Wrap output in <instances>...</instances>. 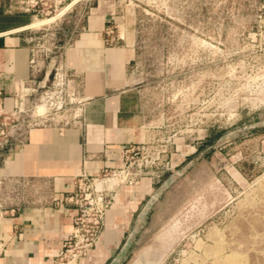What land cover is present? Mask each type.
I'll return each instance as SVG.
<instances>
[{"label": "rangeland", "instance_id": "1", "mask_svg": "<svg viewBox=\"0 0 264 264\" xmlns=\"http://www.w3.org/2000/svg\"><path fill=\"white\" fill-rule=\"evenodd\" d=\"M67 1L44 0L47 9L36 20L55 18L35 29L50 33L46 46L60 47L55 55L62 60L59 32L70 37L98 1L111 5L105 42L136 48L134 81L146 124L141 150L125 166L120 157L87 191H99L83 201L87 223L99 220L96 231L82 230L56 261L95 264L96 254L101 264L111 250L105 264H264V0H77L87 5L80 12ZM20 96L23 112L5 126L19 129L0 153L19 144L46 104L36 94ZM40 186L7 179L0 204L45 201ZM125 187L145 198L134 216L120 217L128 222L122 232L106 217L122 206Z\"/></svg>", "mask_w": 264, "mask_h": 264}, {"label": "crops", "instance_id": "2", "mask_svg": "<svg viewBox=\"0 0 264 264\" xmlns=\"http://www.w3.org/2000/svg\"><path fill=\"white\" fill-rule=\"evenodd\" d=\"M18 1L0 0V87L8 110L22 85L31 81L42 85L51 74L48 59L36 71L31 66L32 38L37 34L31 24L37 18L20 10ZM86 6L77 0L66 2V8L77 12ZM110 8L106 1H98L76 21L70 37L64 29L59 32L62 60L78 88L79 103L73 108L78 116L54 114L48 124L32 127L22 144L0 153L3 173L43 183L37 188L49 195L45 201L21 203L0 218V240L4 241L0 264H54L79 215L77 206L63 202L75 191L76 180L90 181L119 166L123 147L144 142L146 113L133 71L136 48L122 42L106 45L104 29L113 18ZM126 188L122 206L110 209L106 217V224L111 219L122 232L128 225L121 224L120 217L126 212L134 216L145 198L144 191ZM108 251L101 264L115 254ZM97 256L92 260L95 264ZM83 261L87 264L89 259Z\"/></svg>", "mask_w": 264, "mask_h": 264}, {"label": "built area", "instance_id": "3", "mask_svg": "<svg viewBox=\"0 0 264 264\" xmlns=\"http://www.w3.org/2000/svg\"><path fill=\"white\" fill-rule=\"evenodd\" d=\"M44 0H19L18 1V8L26 13H31L36 18L39 17L40 14L44 13V11L47 9L45 6L46 3L43 2ZM60 3V1H59ZM110 20V19H109ZM112 32V31H111ZM49 32H46L45 29H38L37 34L32 38V52H31V66L36 71L39 66L46 61V59L49 60V65L51 67V73H53V80L48 81L47 83H44L41 85V83H34L31 81L30 84L27 86L22 85L20 88V91L17 93L14 99V105L12 107V110H8L5 108V95L3 89L0 87V150H3L10 142V138L13 136L12 133H14L17 129V125L9 131L6 132L5 126L7 125V119L10 118V116L15 115L17 112L19 113V116L23 112L21 106L18 107V96H20L21 91L23 90L24 95L20 96V100L23 101L24 97H27L25 101H29V97L33 95H39L38 102L46 103L48 111L45 113H38L37 117L38 121L34 124L28 125V129L23 134V137L18 140L19 144H22L26 138V135L28 131L35 126L38 125H45L48 124L50 121H53L54 114H56L58 117L63 116L62 113L66 112L68 109L74 110V116L77 117V110L73 109L78 103V88L77 84L75 83V77L74 75L67 69L65 66L63 60L56 58V49L58 50L60 47H58L55 43L52 42V44L46 43L51 39ZM60 57H62V54H60ZM76 84V85H75ZM23 104V102H21ZM70 107V108H69ZM17 109V111H15ZM64 111V112H63ZM139 146H126L123 147L120 157L122 160V165L125 166L127 164V161L130 158H133V155L135 153H138L140 151ZM0 161H1V154H0ZM1 166V165H0ZM7 179L17 181L18 179H23L27 181H31L30 179H25L19 176H13L5 174L1 171L0 167V183L6 181ZM96 178H92L90 181H83L81 179L76 180V189L77 191L72 192L67 197L63 199V202L67 203H73L77 205L79 208V215L75 219V229L74 231L66 238V240L63 243L61 251L58 253L57 257H61V254H64L66 256V252L72 251V242L73 240H76L79 236V233L82 230L86 231H96L95 228L98 227L99 220L94 221V224L89 225L87 223L85 217L88 213V210L84 208L83 201L86 200H93V194L94 198L97 196L98 190L95 189V191L87 192L89 189L92 188L91 184L95 183ZM56 200V199H54ZM56 201H62V200H56ZM29 202V201H27ZM20 205L16 204L13 207L6 208L3 205L0 204V218L4 217L8 211H15L16 208ZM89 222V221H88ZM87 227V228H86ZM4 249V241L0 240V254L3 252ZM62 258V257H61ZM63 259V258H62ZM58 261L55 260L54 264H57ZM59 264V263H58Z\"/></svg>", "mask_w": 264, "mask_h": 264}, {"label": "bare ground", "instance_id": "4", "mask_svg": "<svg viewBox=\"0 0 264 264\" xmlns=\"http://www.w3.org/2000/svg\"><path fill=\"white\" fill-rule=\"evenodd\" d=\"M54 18H55V16H53V17H50V18H45V19H38V20H35L32 24H31V26L32 27H38V26H41V25H44V24H46V23H48V22H50V21H52V20H54ZM46 105V104H45ZM45 105H39V107H38V111L40 112V113H42L44 110H45ZM44 113V112H43ZM100 184V183H99ZM101 185V184H100ZM99 185V186H100ZM98 186V187H99ZM101 187V186H100ZM123 223V222H122ZM121 223V224H122ZM128 224V223H127Z\"/></svg>", "mask_w": 264, "mask_h": 264}]
</instances>
